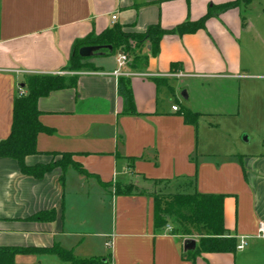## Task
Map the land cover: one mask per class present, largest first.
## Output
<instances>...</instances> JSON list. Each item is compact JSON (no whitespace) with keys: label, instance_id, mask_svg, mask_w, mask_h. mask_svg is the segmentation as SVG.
<instances>
[{"label":"crops","instance_id":"1","mask_svg":"<svg viewBox=\"0 0 264 264\" xmlns=\"http://www.w3.org/2000/svg\"><path fill=\"white\" fill-rule=\"evenodd\" d=\"M229 1L0 0V139L23 75L63 72L76 39L114 23L126 31L157 22L171 28ZM243 13L229 8L193 33L163 36L144 71L124 66L133 73L136 114L122 113L111 74L118 52L90 57L96 71L40 97L39 120L52 131L37 134L38 153L25 163L70 152L88 174L67 166L62 181L58 167L33 178L0 157V247L58 243L80 258L108 255L111 264H264V237L256 235L264 223V31L255 37ZM176 70L186 75L172 77ZM177 87L190 105L174 103ZM185 109L197 113L195 122L183 121ZM160 182L175 192L222 194L223 225L236 244L243 237V248L184 257L183 238L154 224L149 193ZM115 183L144 191L115 193ZM50 208L51 221L29 219ZM34 263L69 264L54 254L12 256V264Z\"/></svg>","mask_w":264,"mask_h":264},{"label":"trees","instance_id":"2","mask_svg":"<svg viewBox=\"0 0 264 264\" xmlns=\"http://www.w3.org/2000/svg\"><path fill=\"white\" fill-rule=\"evenodd\" d=\"M247 3L250 0H246ZM239 0L221 4H212L207 12L196 20H185L171 28H163L157 22L148 25L143 31H126L122 25L114 23L112 26L94 34L89 33L76 39L72 44L71 54L63 70L68 73H29L24 74L22 89L13 98L12 122L9 134L0 139V157H9L17 162L21 173L33 178H42L46 173L58 167L61 169L59 180H63V173L67 166H72L77 172L88 174L83 166L72 159L70 152H48L52 158L48 162L27 164L25 156L38 153L36 137L39 132L50 133L52 129L46 127L39 120L40 110L37 101L51 91L75 87L78 72L96 71L97 68L87 59L93 56H104L121 52L126 57L125 68L132 71H144L147 59L158 52L161 38L169 34L181 35L193 33L204 27L205 20L223 10L239 6ZM84 45H101L102 47L90 57H81L78 49ZM110 45V48L107 46ZM149 46L148 50L145 49ZM174 68V65H172ZM156 83L164 80L162 77H151ZM118 96L122 101V113L136 114L128 76H118L116 83ZM196 112L188 109L183 111L185 123L195 122ZM59 155L58 158H54ZM103 183V184H107ZM143 189H136L130 183H115V193L135 194L143 193ZM154 204V224L162 228L169 224L170 233L180 237L196 236L197 245L191 251H186L184 257L191 259L200 252H234L236 240L227 233L223 225V195L214 193L177 191L168 195L156 196L149 193ZM55 212L53 208L39 210L29 216V219L51 221ZM15 253H45L54 254L69 264H111L109 256H91L80 258L58 243L47 247H0V264H12ZM40 264V263H34Z\"/></svg>","mask_w":264,"mask_h":264},{"label":"rangeland","instance_id":"3","mask_svg":"<svg viewBox=\"0 0 264 264\" xmlns=\"http://www.w3.org/2000/svg\"><path fill=\"white\" fill-rule=\"evenodd\" d=\"M239 6L240 9L243 10V14H245L246 17L252 21L253 30L252 34L257 37L258 31L262 33L264 31V0H253L252 2L249 1L247 4L246 0H239ZM61 74L68 73L67 70H63V72H60ZM177 91L175 93V98H173L174 103H177L178 105H190L189 100L183 98L181 95V88H176ZM184 89V88H183ZM191 101H195V99L190 98ZM173 184L169 183L166 184L163 182L156 183L154 186L150 187L151 193H154L156 196H162L168 195L170 193H174V187H172ZM180 236V235H179ZM196 238V237H194ZM197 239V238H196ZM107 247V246H106ZM106 251V249H105Z\"/></svg>","mask_w":264,"mask_h":264},{"label":"built area","instance_id":"4","mask_svg":"<svg viewBox=\"0 0 264 264\" xmlns=\"http://www.w3.org/2000/svg\"><path fill=\"white\" fill-rule=\"evenodd\" d=\"M116 19V14H112L111 15V20L114 21ZM116 62H117V68L114 69L111 74L114 75V76H121V75H124V76H129V75H132L133 73L132 72H129V71H125L123 70V67L125 66V62H126V57L124 54H122L121 52H119L117 54V57H116ZM186 74H184L183 72L179 71V70H176L174 72L171 73V76L172 77H175V78H180L182 76H185ZM172 109L173 110H176L177 109V106L176 105H173L172 106ZM171 227L169 224H166L165 225V230L166 231H170ZM256 235L258 237H264V223H259L258 225V228H257V232H256ZM245 244V241L243 239V237L241 238L240 242L238 244H236V249H241L243 248ZM106 245L108 246V242H106Z\"/></svg>","mask_w":264,"mask_h":264},{"label":"water","instance_id":"5","mask_svg":"<svg viewBox=\"0 0 264 264\" xmlns=\"http://www.w3.org/2000/svg\"><path fill=\"white\" fill-rule=\"evenodd\" d=\"M102 46L101 45H84L79 47L78 54L81 57H90L96 53ZM110 48V45L107 46ZM183 97H186L185 92L182 93ZM196 247V239L193 237H184L182 240V249L184 252L191 251Z\"/></svg>","mask_w":264,"mask_h":264}]
</instances>
